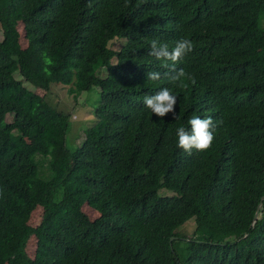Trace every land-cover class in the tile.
Here are the masks:
<instances>
[{
  "label": "trees",
  "instance_id": "1",
  "mask_svg": "<svg viewBox=\"0 0 264 264\" xmlns=\"http://www.w3.org/2000/svg\"><path fill=\"white\" fill-rule=\"evenodd\" d=\"M0 26V264H264V0H0ZM181 38L194 43L176 64L195 78L184 88L148 55ZM27 82L99 88L74 150L69 115ZM163 87L176 119L143 103ZM194 115L213 118L215 139L189 153L176 129ZM60 154L67 172L45 175Z\"/></svg>",
  "mask_w": 264,
  "mask_h": 264
},
{
  "label": "rangeland",
  "instance_id": "2",
  "mask_svg": "<svg viewBox=\"0 0 264 264\" xmlns=\"http://www.w3.org/2000/svg\"><path fill=\"white\" fill-rule=\"evenodd\" d=\"M19 31L21 33V44L23 47L28 45V36L24 30L22 23L19 24ZM0 39H2V29L0 26ZM125 43V39L115 38L110 42L111 48L118 50ZM37 56V55H36ZM35 56V57H36ZM39 58V59H38ZM37 59L42 61L40 57ZM101 74L105 75L106 70L102 69ZM26 85L32 89L34 92L45 95L50 103L59 108L62 112L69 115V127L67 132V147L70 150H74L78 145H80L85 139V130L94 124L97 120L95 115V107L100 97V90L98 87H94L90 91L82 92L77 97L69 92V87L60 83H52L51 89L46 92L41 88H37L31 83H26ZM8 120H11V116H8ZM42 171L45 175L52 174L54 171L64 174L67 172L70 161L66 154H60L53 162L46 159L42 165ZM52 166V167H51ZM83 210L90 216V218L95 219L98 217L99 212L94 207L85 204ZM42 207H37L33 211L30 218V224L37 225L42 217ZM195 219H190L185 225L179 228V232L183 235L192 234L195 229ZM37 239L32 236L28 242L27 251L28 254L33 257L36 253Z\"/></svg>",
  "mask_w": 264,
  "mask_h": 264
},
{
  "label": "clouds",
  "instance_id": "3",
  "mask_svg": "<svg viewBox=\"0 0 264 264\" xmlns=\"http://www.w3.org/2000/svg\"><path fill=\"white\" fill-rule=\"evenodd\" d=\"M194 49V43L188 38H181L176 41L175 45L170 49L167 43H162L157 39H153L150 43L148 55L155 57L157 60L171 61V64H165V68L170 71L166 73L169 81L180 88L187 86L186 81L190 80L195 84L194 76L189 75L183 68H176V64L187 54ZM50 63V61H47ZM161 73L158 71H149L147 73L148 80H159ZM178 97L173 93L169 87H163L154 94L146 95L144 97V105L151 110L152 113L163 118L171 113L173 118H177L176 105ZM190 130L181 126L176 129V136L178 138L177 146L191 153L192 149L197 151H205L212 146L215 139L214 135V121L211 116L201 118L194 115L189 121Z\"/></svg>",
  "mask_w": 264,
  "mask_h": 264
},
{
  "label": "water",
  "instance_id": "4",
  "mask_svg": "<svg viewBox=\"0 0 264 264\" xmlns=\"http://www.w3.org/2000/svg\"><path fill=\"white\" fill-rule=\"evenodd\" d=\"M263 199H264V196L262 197V201H263ZM261 205H262V202H260V204H259V206L257 208V211H256L255 216H254V222H256L257 219L262 216L261 213H260V207H261Z\"/></svg>",
  "mask_w": 264,
  "mask_h": 264
}]
</instances>
